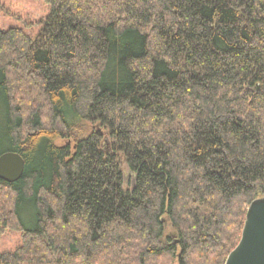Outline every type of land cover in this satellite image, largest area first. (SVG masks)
Returning <instances> with one entry per match:
<instances>
[{
    "label": "trees",
    "instance_id": "obj_1",
    "mask_svg": "<svg viewBox=\"0 0 264 264\" xmlns=\"http://www.w3.org/2000/svg\"><path fill=\"white\" fill-rule=\"evenodd\" d=\"M0 30V264H225L264 196V0H44Z\"/></svg>",
    "mask_w": 264,
    "mask_h": 264
},
{
    "label": "water",
    "instance_id": "obj_2",
    "mask_svg": "<svg viewBox=\"0 0 264 264\" xmlns=\"http://www.w3.org/2000/svg\"><path fill=\"white\" fill-rule=\"evenodd\" d=\"M25 158L19 152L0 155V178L14 182L25 170ZM225 264H264V196L249 205L239 243L228 254Z\"/></svg>",
    "mask_w": 264,
    "mask_h": 264
},
{
    "label": "rangeland",
    "instance_id": "obj_3",
    "mask_svg": "<svg viewBox=\"0 0 264 264\" xmlns=\"http://www.w3.org/2000/svg\"><path fill=\"white\" fill-rule=\"evenodd\" d=\"M49 13L50 5L44 0H0V30L20 27L35 37ZM21 242V231L8 229L0 234V251L14 250Z\"/></svg>",
    "mask_w": 264,
    "mask_h": 264
}]
</instances>
